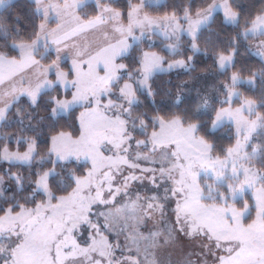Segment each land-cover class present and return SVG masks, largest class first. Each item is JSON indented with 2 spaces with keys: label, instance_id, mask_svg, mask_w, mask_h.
I'll return each mask as SVG.
<instances>
[{
  "label": "snow or ice",
  "instance_id": "obj_1",
  "mask_svg": "<svg viewBox=\"0 0 264 264\" xmlns=\"http://www.w3.org/2000/svg\"><path fill=\"white\" fill-rule=\"evenodd\" d=\"M3 2L4 0H0V3ZM34 4L39 19L31 39L12 41L17 51L7 58L0 56V64L11 63L23 66V72L15 73L11 79L15 80L16 77H22L23 73L29 72L34 77L27 84L23 82V79H20L18 86L11 89V95L17 98L27 96L35 105L39 99L40 90L45 85L51 86L59 83L61 93L52 97L51 112L53 116L56 115L58 109L68 113L72 104L79 103L81 110L76 114L77 124L81 123V118L86 112L102 111L105 113V118L118 123L121 130L126 131L127 121L123 116L124 113L130 114L131 101L135 96L134 87L133 91L127 95L123 88L120 89V95L128 101L129 107H125L122 102L112 99L111 93L114 90L108 81H105L104 86L98 89L90 92L82 91L80 74L91 69L92 63L89 56H94L102 49L110 51L113 77H117L120 71H127L128 65L120 61V58L131 48L130 37L139 40V37L134 34V27H139L143 32L145 22H147V30L150 32L153 26L160 28V21L144 15L143 19H137L134 24H129L127 29L120 33L118 39L101 42L91 53H87L80 47V37L84 33L94 31L96 27L94 21L105 13L117 12L122 20L124 18L122 9H115L111 5L102 3L101 0H97V12L94 16L83 17L78 12V0H56L55 3L34 0ZM213 7L214 4L209 5V9ZM142 8L143 0H140L138 5L131 6L130 12L136 13L139 17ZM211 15V11H208L207 15L189 20L187 25H180L177 21L172 25L171 31L175 34L183 29L192 41V49L199 51L200 25L206 23ZM53 16L56 18L55 23L50 22ZM170 16L175 17V13L163 14L165 27L161 29L162 34L168 35L169 33L168 18ZM224 16L226 20H231L235 24L239 13L234 11L229 15V12L225 11ZM262 30H264V12L255 13L252 19L247 22L244 32H251L255 38ZM41 42L46 49L54 53L47 63L35 55V49L40 46ZM167 46L175 47L172 43ZM235 53L234 47L226 53L219 52L217 54L218 65L220 67H223L225 63L231 65L235 60ZM65 54L68 57L67 66L63 64ZM205 54H207V49H205ZM253 54L257 55L259 60L264 63V39L260 41ZM138 59L140 63H138L137 69L143 72V79L139 82L149 89L148 94L152 96L150 78L155 70L185 67L192 61L193 56L191 54L186 58L181 56L164 65L163 61L166 57L163 53L154 48L141 46ZM257 75H261V78L264 79V72L258 73L255 69L244 79L255 87ZM129 76H131L130 73ZM239 78V73L235 71L231 73L233 84ZM6 83H8V79L4 77L3 73H0V85ZM225 88L228 92V103L223 108H217L213 113L211 126L214 128L220 120L228 117L236 125L237 139L233 145L226 147L223 157L212 155V142L208 141L206 137L196 139L193 135L195 143L203 145V153L195 158H182L177 148L173 147L175 141H164L161 134L168 124L176 123L183 126L191 135L198 131L199 122L193 121L185 124L181 116L165 117L160 114L153 119L151 125L147 120H140V126L145 130V135L136 141L138 146L148 144L150 152L161 153L160 158L146 157V165H141L127 161L125 156L123 162L132 170L129 175L123 177L122 182H117L115 176H112L110 181L101 180L97 187L96 184L91 183L96 163L91 154L83 149L64 151L58 146L62 137H72L70 130L65 132L63 129H59L50 133L48 150L53 156V164L42 174L38 173L34 181L36 188L45 193V198L37 200L34 204L17 202L0 208V236L14 237L10 247L0 248V262L2 264H89V262L91 264H153L149 260V256L154 255L153 249L162 245L176 246L184 237H190L193 233H197L207 236L214 242L215 264H243L241 259L244 252L243 241L235 243L237 237L217 236L212 226L194 217L190 211L194 203L201 208L215 210L219 222L230 232L252 229L257 224L255 216L246 219L249 210L253 208V203L246 199L242 205L237 206L234 197L230 201L228 194L221 193L219 205L215 203V198L212 203L202 202L206 193L204 185L199 182L197 168L205 171L211 170L214 176L222 177V169L226 168L231 161L234 175L238 176L239 170L243 169L245 173L243 183L248 182L250 173L264 176V170L254 163L255 155L264 146L251 143L252 134L264 127V112H261L257 107L260 102L251 97L244 100L242 105L233 111L231 110V96L235 93V88H228L227 83ZM117 103L123 111L116 116L107 117V111ZM244 106L248 107L249 112L256 110V118L250 122L240 115ZM4 114L5 109L0 108V118H3ZM241 120H244L246 127H242ZM241 132H243L242 139ZM131 139V136L122 137L120 143L113 145L117 154H119L122 144ZM72 142L79 144L80 137H72ZM249 143H251L252 156H249L247 151ZM161 149L165 151L161 152ZM35 150L36 141L32 138L25 143L23 152L20 151L17 142L14 150L11 151L5 146L3 155L5 158L30 159L31 153ZM127 150V148L124 149L125 152ZM70 157H75L77 162L81 157L88 158L90 166L83 169L82 173L71 172L72 180L67 191H61L53 198L49 188L52 174L55 171V162L57 159L66 162ZM253 169H255L254 173ZM144 179L148 180L151 185L152 194L141 196L137 193L134 199L128 197L127 193L132 184L138 180L142 183ZM85 182H88L87 187H84ZM165 182L168 185L165 188L167 193L165 200L171 207V217L168 234L161 241L158 233L145 231V223L153 218L155 212L163 211L166 206L155 194ZM17 183H20L19 177H17ZM212 187V185H208L209 193ZM261 191L264 192V188ZM73 196L77 199L89 197L90 199L84 205L79 216L65 217L62 223H56L53 214ZM259 222L264 224V213H261ZM85 225L86 230L83 228ZM43 227H47L50 232L49 240L43 245L38 255H30L29 250L33 239ZM155 264H172V261L170 259L158 260ZM180 264H184V262H180ZM255 264H264V257H260Z\"/></svg>",
  "mask_w": 264,
  "mask_h": 264
},
{
  "label": "rangeland",
  "instance_id": "obj_2",
  "mask_svg": "<svg viewBox=\"0 0 264 264\" xmlns=\"http://www.w3.org/2000/svg\"><path fill=\"white\" fill-rule=\"evenodd\" d=\"M6 1V4H3L4 6L2 8H4L13 0ZM112 1L116 0H101L102 3L111 5L115 9H118L116 6L111 4ZM162 1L164 0H143V8L140 9L141 15L139 17L136 13L130 12V8L132 5H138L140 2L131 4L129 10L126 14H124V18L122 20L117 12L105 13L99 19L94 21L96 25L94 31L84 33L80 37L79 43L81 49L87 53H91L95 49L97 44L105 41H114L118 39L120 33L126 30L129 24H134V21L137 19H143L144 15H147L150 19L160 21V28L158 29L157 27L153 26L150 32L147 30V22H145L143 32H141V29L139 27H134V34L136 37H139V40L130 37L129 42L131 43V48L126 54L122 55L120 58V61L128 65L127 71H120L117 77H113L110 51L108 49H102L96 52L94 56H89V59L92 63L91 69L80 74V87L82 91L90 92L92 90L98 89L104 86L105 81H108L110 83L111 88L114 90L111 93L112 99L117 102H122L125 107H129L128 101L120 95V89L123 88L124 93L127 95L133 91L134 87L135 92V96L132 98L130 105V114L124 113L123 116V118L127 121L126 131H122L118 123L105 118V113L102 111H96L93 113L86 112L81 118V123L79 124L80 129L78 134L74 135L73 132H71L72 137H80V143H73L72 137H62L58 142V146L64 151L83 149L91 154V157L95 159L96 162L95 171L93 177L91 178V183L96 184L97 187H99V183L101 180L110 181L111 177L115 176L117 182H122V178L129 175L130 171L132 170L129 169L127 165L123 162V158L125 156L127 158V161L129 162H135L141 165H146V157H154L156 159H159L161 155V153L159 152H150L148 144L138 146L136 143L138 139L145 135V130L142 126H140V120L142 118H137L135 116L134 106L138 102L140 92H148L149 89L147 87L142 86L139 82L143 79V72L137 69V65L138 63H140V61L138 59V55L136 62L134 61L135 56L133 55V52L139 54L141 46H144L145 48H154L159 52L163 53V55L166 57L163 63L164 65H167L169 61H174L177 59L176 55L180 52L182 44H184V42H186L188 39L190 40L187 35V32L183 31V29H180L175 34L172 33V25L175 22L178 21L180 25H187L189 23V20H195L198 18V16L207 15L208 11H211L212 15L210 16L208 21L200 25V28H202L212 20L213 15L217 11H221L223 14L225 11H228L229 15H231L232 12L237 11L230 4V0H213L209 4H214V7L212 9H209L208 5L206 8L192 16H170L168 18L169 33L168 35H165L162 34L161 31V29L165 27L163 16L151 15L145 10V5L148 2L160 3ZM86 2H94V4L97 6V0H84L80 8ZM79 14L82 16L80 12ZM238 20L239 16L236 19L235 23H237ZM226 21L232 23L231 20ZM50 22L54 23L55 21L53 20ZM242 35L244 37L253 36L251 32L245 33L244 29L242 30ZM177 37H179V39H177ZM254 39L255 42L251 44V50L253 52L256 51V48L259 45L260 41L264 39V30H262L261 33ZM170 43L174 44L175 47L169 48L167 45ZM35 55L44 63H47L49 59H51V57L54 55V53L46 49L44 47L43 42H41L40 46L35 49ZM63 64L65 66H67L68 64V57L66 54L63 58ZM191 65L192 64L190 61L187 65H185V67H175L171 70H190ZM229 66L231 65L225 63L223 67H220L218 65V69L223 71ZM160 71H163V69L155 70L152 73L151 78ZM129 73L131 74V76H129ZM32 79H34V77L29 72L26 77H24V83L27 84ZM240 79L241 78H239L237 82L240 81ZM196 80V82H199L201 84L203 92H201L202 110L213 114L217 110V108H223L224 105L228 103V92L226 91L225 84L227 83L228 88H234L231 80L220 81L218 80V78L215 77L214 79V77L212 76L209 78L200 76ZM9 84L10 83L6 84V90H4L3 86L0 87V108L5 109L4 117L0 118V139L3 138L6 140L5 144H0V165H4V167L1 168L5 169L6 174L3 175L0 171V195L4 193V176L12 178L16 182L17 177H19L20 183H17L18 186H24V177L15 172H11V170H9L8 168L10 164H22L27 166L36 165L39 168L37 173L41 174L45 170L51 168L53 164L52 154L49 152V150L45 151L44 153H39L37 142L36 150L31 153L30 159H21L19 157L5 158V156L3 155V149L5 146H7L11 151L14 150L15 144L18 142L20 146V151L23 152L25 143L27 141H30L32 138H34L35 141L37 140L36 136H31L24 132H18V134L12 135L9 134L8 136L2 133V125L10 119L9 111L13 103L21 99L22 97H26L28 101H30L27 96H22L19 98L12 96ZM56 87L60 88L59 83H55L51 86L45 85L40 90V95L42 94V92L46 90H52ZM238 96L239 91L235 89V93L231 96V110L233 111H235L236 108L240 107L242 105V102L246 100V98H243L241 103L234 104L235 98ZM212 99H215L216 101ZM30 103L32 104L31 101ZM77 108L80 111L81 104H72L69 108L68 113L72 109ZM18 111L21 114L22 110ZM122 111L123 110L119 107V103H117L112 106V109L107 111L106 116L113 117ZM61 114L67 113H65L63 110L58 109L55 116ZM240 115L246 118L248 122H250L251 120L256 118L257 113L256 110L249 112L248 107L244 106ZM28 118L29 119L26 122H21L24 128L30 126L29 124H31L30 117ZM224 123H227L233 129V134L235 136L236 141V125L234 124L232 119H229L228 117L223 118L215 125V128L221 126ZM241 125L242 127H246L244 120H241ZM193 135L196 137V139L203 138L199 136L197 132L190 135L183 126L176 123H172L168 124L164 128L161 134V138L164 141H175L173 147L177 148L178 153L181 155L182 158H195L197 156L202 155L204 149L202 144L195 143V141L193 140ZM128 136H131L132 139L125 141L121 146L119 154H117V151L114 149L113 145L120 143L122 137ZM242 137L243 132H241V139ZM251 143L264 146V127L259 128L256 132L252 134ZM251 143L247 145V151L249 156H252ZM125 148L128 149L127 152L124 151ZM100 149H102V151H100ZM163 151L165 150L161 149V152ZM212 155L215 156L213 153ZM137 157H139V159H137ZM245 163L247 164V161H245ZM254 163L260 169L264 170V147H261L259 152L255 155ZM89 166L90 160L85 157H81L78 162L75 157H70L69 160L66 162H61L59 159H57L55 162V171L52 174V177L58 173V169L60 167L67 169L68 174L71 175V172L73 171L75 173H82V170ZM196 170L199 172V182L204 185V189L206 190V195H204V197L202 198V202L212 203L213 198H215V203L219 205L221 203V193H224L228 194L230 201L234 197L235 204L237 206L242 205L245 199L248 202L253 203V208L249 210L248 217L246 219H250L251 217L255 216L257 224L252 229L235 230L231 232L227 230L222 223L219 222L215 210L201 208L198 204L194 203L191 206L190 211L194 217H197L202 222L212 226L217 236H229L230 238L237 237L238 239L234 241L235 243L243 241L244 252L241 257L243 264H255V262L260 257H264V247H262V245H264V224H261L259 222V217L261 213H264V192L261 191V189L264 188V176H257L250 173L248 177V182L243 183V181L245 180V173L243 169L239 170L238 176L234 175V173L232 172L231 161H229L228 166L226 168L222 169V177L214 176L211 170L205 171L201 168H197ZM254 172L255 169H253V173ZM137 174H139L138 171ZM87 184L88 182H85L84 187H87ZM218 184H224L227 186L228 189L224 190L222 188H218ZM208 185L213 186L210 193L208 192ZM167 186V182H165L155 193L160 202L166 205L165 208L161 212H155L153 214V218L145 223V231L149 233H158L161 241H163L168 234V225L170 223L171 217V207L167 204V201L165 200V197L167 195V193L165 192V188ZM34 192H41L42 194H44L45 198V193L43 192V190L36 188L35 183ZM49 192L54 198L55 193L51 189V182ZM137 193H139L141 196H150L152 194L151 185L149 184L148 180L144 179L142 183L138 180L133 183L132 187L128 190L127 195L128 197L134 199ZM249 194L252 197V201H250L248 198ZM88 199H90V197L77 199L75 196H73L69 200L65 201L61 205L60 209L53 214L56 223H62L65 217L75 218L79 216ZM237 201L239 202L237 203ZM83 228L84 230H86V225L83 226ZM49 236L50 232L48 228H41V230L36 233L33 239L29 254L38 255L43 245L48 242ZM12 239H14V237L10 238L8 235L0 236V248L7 249L8 247H10ZM153 252L154 255L149 256V260L152 261L153 264H155V262L158 260L167 259H170L172 261V264H180V262H184V264H215L214 253L216 252V248L214 242L212 240H209L207 236L199 235L197 233H193L190 237H184L182 241L176 246L162 245L158 248L153 249ZM0 264H2V262H0ZM89 264H91V262H89Z\"/></svg>",
  "mask_w": 264,
  "mask_h": 264
},
{
  "label": "trees",
  "instance_id": "obj_3",
  "mask_svg": "<svg viewBox=\"0 0 264 264\" xmlns=\"http://www.w3.org/2000/svg\"><path fill=\"white\" fill-rule=\"evenodd\" d=\"M212 1L164 0L160 3L148 2L145 5V10L147 13L157 16H163L165 13H175V16L181 17L192 16L206 8ZM138 2L140 0H116L111 4L122 9L126 14L131 4ZM230 4L239 13L238 22L235 24L227 22L224 14L217 11L212 20L200 28L198 36L200 50L194 51L191 47L192 41L188 39L185 40L186 42L182 44L180 52L176 55L177 58L181 56L186 58L189 54L193 56L190 70H163L156 73L151 78L153 95L150 96L147 91L140 92L138 102L134 106L135 116L149 121V125L160 114L165 117L181 116L185 124L198 121L197 134L211 141L212 153L221 157L224 156L226 147L235 142L233 129L227 123L216 128L211 126L213 114L201 109L203 92L201 84L196 82V79L200 76L208 78L212 76L220 81H230L231 73L235 71L240 74L241 79L233 84L234 88L239 91V96L235 98L234 104L241 103L243 98L254 97L260 102L258 109L264 112V79L261 78V75H257L255 87L244 79L253 69L258 73L264 72V63L251 50V44L255 42L253 36L244 37L242 35V30L253 15L264 12V0H230ZM79 12L83 17H90L97 12V6L94 2H86ZM38 19L39 15L35 11L34 0H13L2 8L0 11V54L11 56L15 53L17 50L12 43L14 40H30ZM233 47L236 49L235 60L225 70H219L217 54L219 52L226 53ZM205 49H207V54H205ZM133 53L136 62L138 54ZM60 93L59 87L46 90L39 96L35 105H32L26 97L15 101L9 111L10 119L2 125V133L8 136L24 132L36 136L39 153L48 150L50 133L63 129L64 131L70 130L74 135H77L80 129L75 119L79 111L78 108L57 116H53L51 113L52 97L60 95ZM18 110H22L21 114ZM28 117H30L31 124L28 123L30 126L27 125L28 127L24 128L21 122H26ZM5 141L3 138L0 139V144H5ZM1 167L4 165H0V171L6 175L5 169ZM8 168L11 172L24 177V186L19 187L14 179L4 176L5 186L4 193L0 195V208L16 202L34 204L37 200L44 199V194L34 192V181L39 169L36 165L10 164ZM71 180L72 177L68 174L67 169L60 167L58 173L51 178L52 191L55 195L61 191H67ZM218 186L224 190L228 189L224 184H218ZM248 198L252 201L250 194Z\"/></svg>",
  "mask_w": 264,
  "mask_h": 264
},
{
  "label": "crops",
  "instance_id": "obj_4",
  "mask_svg": "<svg viewBox=\"0 0 264 264\" xmlns=\"http://www.w3.org/2000/svg\"><path fill=\"white\" fill-rule=\"evenodd\" d=\"M49 1L51 2V3H54V2H56L55 0H45V3H49ZM83 1L84 0H78V12H79V9H80V6H81V4H83ZM86 1V0H85ZM6 0H4V2L3 3H0V9L6 4ZM4 4V5H3ZM56 21V18L53 16L52 18H51V20L50 21ZM55 23V22H54ZM0 56H3V55H0ZM3 57H5V58H7L6 56H3ZM17 72H23V66H20V65H15V64H11V63H3V64H0V73H3L4 74V77L6 78V79H8V83H10L9 85H10V88L12 89L13 87H16V86H18V81L20 80V79H23V82H24V77H26V75L28 74V73H23V75H22V77H16V79L15 80H13V79H11V77H13L14 76V74L15 73H17ZM25 75V76H24ZM7 84V83H6ZM6 84H3V85H0V87L1 86H3L4 87V90H6V87H7V85Z\"/></svg>",
  "mask_w": 264,
  "mask_h": 264
}]
</instances>
